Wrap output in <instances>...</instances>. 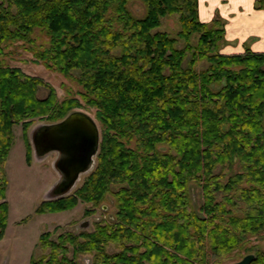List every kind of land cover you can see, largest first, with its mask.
<instances>
[{
    "label": "trees",
    "instance_id": "1",
    "mask_svg": "<svg viewBox=\"0 0 264 264\" xmlns=\"http://www.w3.org/2000/svg\"><path fill=\"white\" fill-rule=\"evenodd\" d=\"M130 1L0 0V241L13 127H22L30 164L32 121L54 124L91 108L101 126L94 169L36 213L83 203L90 216L110 195L115 218L92 232L42 234L44 254L30 264H80L81 256L92 264H232L249 254L264 264L252 244L264 240V53H218L222 24L202 23L198 0H137L142 18ZM171 16L175 37L158 31ZM18 49L48 71L74 74L79 98L67 92L60 101L50 85L10 67ZM191 185L201 190L198 209Z\"/></svg>",
    "mask_w": 264,
    "mask_h": 264
},
{
    "label": "rangeland",
    "instance_id": "2",
    "mask_svg": "<svg viewBox=\"0 0 264 264\" xmlns=\"http://www.w3.org/2000/svg\"><path fill=\"white\" fill-rule=\"evenodd\" d=\"M259 6L264 10V0L256 3L255 8H260ZM128 9L135 18H142L145 15V6L140 1H130ZM218 18L216 17L212 21L219 20L224 30L226 21ZM177 21V16H171L162 20L158 31L166 32L170 36L175 37L179 28ZM261 29L264 32V25L261 26L259 23H252V31L260 32ZM191 41L193 43L194 39H191ZM228 41L224 36L219 44L218 53L227 55L224 51L232 46ZM257 42L258 39L248 37L245 40L244 47L254 53H264V50H260V48L258 50L250 48L251 45L254 47ZM178 46L182 48L184 43L179 41ZM16 52V55H13V57L7 60V64L10 67L19 68L25 74L37 77L50 85L55 90L60 101L69 95L67 92H70L71 96L79 98L76 95L79 87L75 81L74 74L68 78L59 73L48 71L42 65L33 62L34 58L31 53L23 51L22 49H18ZM232 54L238 55L239 53L233 52ZM204 67L205 65L202 63L199 65L200 69ZM46 94L45 90H41L39 96L42 98ZM74 111L83 112L93 118L99 128L101 136V126L95 118L94 109L82 108L75 109ZM44 124L49 123L41 119H35L27 130L31 150L30 133L34 128ZM12 130L13 143L5 163V174L7 178L6 201L9 212L5 234L0 241V264H30L32 257L38 260L44 254L39 248V238L42 234L50 233L51 239L55 240L60 234H77L81 231L92 232L95 224L111 223L112 218H115L116 209L114 200L110 195L107 196L105 202L97 207L90 216H86L85 211L92 210L91 205L83 203H79L70 211L37 214L36 209L42 201H46L47 192L58 180V175L53 169L56 154L52 153L43 160H36L32 150V160L30 164H27L26 144L22 135V127L18 124ZM86 176L83 175L80 177L76 188L82 184ZM190 188L192 190L190 193L192 201L194 202V208L198 209L202 204L201 190L195 185H191ZM85 222H88V227L81 229V224ZM252 244L256 245L261 251H264V240L259 242L252 241ZM110 250L114 251L112 247H110ZM79 263L92 264V257L81 256Z\"/></svg>",
    "mask_w": 264,
    "mask_h": 264
},
{
    "label": "water",
    "instance_id": "3",
    "mask_svg": "<svg viewBox=\"0 0 264 264\" xmlns=\"http://www.w3.org/2000/svg\"><path fill=\"white\" fill-rule=\"evenodd\" d=\"M30 140L36 160L56 154L53 169L58 180L46 194V201H54L72 194L80 177L94 169L101 136L93 118L73 111L58 123L34 128ZM88 225L85 222L80 227L86 229ZM254 260L255 256L249 254L232 264H251Z\"/></svg>",
    "mask_w": 264,
    "mask_h": 264
},
{
    "label": "crops",
    "instance_id": "4",
    "mask_svg": "<svg viewBox=\"0 0 264 264\" xmlns=\"http://www.w3.org/2000/svg\"><path fill=\"white\" fill-rule=\"evenodd\" d=\"M256 3L257 0H198V17L201 22L210 23L216 17L226 21L224 36L232 46L224 51L225 54H243L248 37L258 39L254 47L250 46L251 49L264 50V32L262 29L260 32L252 31V23L264 25V10L261 7L255 8Z\"/></svg>",
    "mask_w": 264,
    "mask_h": 264
}]
</instances>
